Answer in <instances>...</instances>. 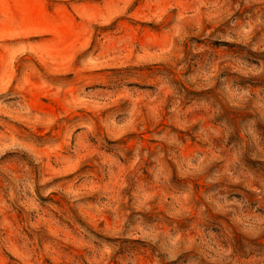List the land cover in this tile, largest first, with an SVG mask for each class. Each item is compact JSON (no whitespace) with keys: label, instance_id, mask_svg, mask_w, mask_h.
I'll use <instances>...</instances> for the list:
<instances>
[{"label":"rangeland","instance_id":"obj_1","mask_svg":"<svg viewBox=\"0 0 264 264\" xmlns=\"http://www.w3.org/2000/svg\"><path fill=\"white\" fill-rule=\"evenodd\" d=\"M0 264H264V0H0Z\"/></svg>","mask_w":264,"mask_h":264}]
</instances>
